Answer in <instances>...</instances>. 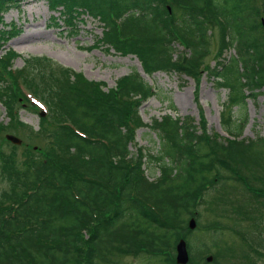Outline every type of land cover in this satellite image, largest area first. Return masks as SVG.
<instances>
[{
    "label": "trees",
    "instance_id": "trees-1",
    "mask_svg": "<svg viewBox=\"0 0 264 264\" xmlns=\"http://www.w3.org/2000/svg\"><path fill=\"white\" fill-rule=\"evenodd\" d=\"M24 1L0 0V46L17 33L2 29L3 14ZM45 1L69 30L80 15L97 19L98 43L135 55L147 75L175 72L198 81L208 26L216 27L221 46L234 53L204 71L228 89L220 115L228 137L207 133L203 117L196 124L190 116L165 113L148 126L158 137L157 152L146 146L131 151L136 129L147 125L137 105L153 94L152 86L133 71L104 91L101 83L62 68L53 85L43 88L53 112L42 118L41 128L51 137L46 148L20 157L0 148V179L7 185L0 190V264H114L117 255L138 251L163 253L166 264H176L169 257L180 237L187 241V264L195 255L207 264L208 248L189 236L201 229L196 207L209 187L235 214L242 212L226 195L228 181L239 186L246 206L264 208V135L239 138L247 114L237 118L232 110H245L246 98L264 86V0L259 6L255 0ZM177 41L184 51L175 53ZM7 60L0 57L19 90L27 69L17 79ZM0 101L13 104L3 94ZM149 163L158 170L153 180L146 174ZM189 216L196 220L192 230ZM249 217L257 226L259 217Z\"/></svg>",
    "mask_w": 264,
    "mask_h": 264
},
{
    "label": "rangeland",
    "instance_id": "rangeland-1",
    "mask_svg": "<svg viewBox=\"0 0 264 264\" xmlns=\"http://www.w3.org/2000/svg\"><path fill=\"white\" fill-rule=\"evenodd\" d=\"M255 4L259 6V0H255ZM56 16L58 12L50 10L45 0H25L17 9H10L3 14L2 29L14 28L17 33L2 43L0 57L7 56L10 69L17 71V79L23 73L26 76L24 83L18 80V90L13 78L0 62V78L4 83L0 89H5V93L0 90V94L5 99L10 98L13 103L7 105L5 101H0V123L3 126L0 148L3 151H15L20 157L26 151L36 155L37 151L46 148L51 137L49 139L47 132L41 128L46 126L42 118L49 120L53 112L45 104L44 89L53 85L52 76H61L62 68L80 72L87 80L101 83L104 91L114 88L120 77L133 71H137L152 86L153 94L141 98L137 105L141 120L147 125L136 129L131 151H135L138 146H146L154 154L157 152L158 137L148 126L153 118L159 119L165 113L182 118L190 116L196 124L203 117L207 133L228 137L220 118L223 104L228 100V89L218 86L204 71L222 56L234 53L231 47L227 49L221 46L216 27L208 26V54L201 66L204 70L199 73V80L195 81L194 77L175 72L156 71L151 75L145 74L135 55H122L98 43L101 24L87 14L80 15L71 30ZM175 48V53L185 50L179 41L175 43ZM22 68L27 70L24 72ZM256 92V96L246 98L245 110L240 111L237 106L232 108L235 110L234 117H240L244 111L247 114L239 138L248 140L264 135V86L256 89ZM171 104L175 106V111L171 110ZM41 111L44 115L40 114ZM6 135L18 138L21 142L16 144L7 139ZM146 174L153 180L158 176V170L149 163ZM2 186L7 187L0 179V190ZM226 191L233 205L242 213L235 214L226 201L222 202L221 194L213 186L209 187L196 207L200 214L198 221L201 229L193 231L189 240L208 248L209 252H205L203 258L211 255L212 259L207 264H264V208L258 206L261 210L259 212L255 210L256 206H246L241 189L233 182H227ZM250 212L253 217H259L256 219L257 226L248 218ZM191 217L187 218V223ZM213 225H217L218 229H214ZM215 254L217 259L211 263ZM194 257L193 264H201L198 263L201 257ZM165 258L168 257L163 253L154 255L148 251H138L117 255L114 264H166ZM169 258H173L176 263L175 254Z\"/></svg>",
    "mask_w": 264,
    "mask_h": 264
},
{
    "label": "water",
    "instance_id": "water-1",
    "mask_svg": "<svg viewBox=\"0 0 264 264\" xmlns=\"http://www.w3.org/2000/svg\"><path fill=\"white\" fill-rule=\"evenodd\" d=\"M40 114L44 115V112H40ZM6 138L14 141L16 144H19L21 142L20 139L15 138L11 135H6ZM187 224H188L189 229H194L196 225V221L194 217H191L188 220ZM205 259L206 261H210L212 259V256L209 255ZM188 260H189V253L187 249V243H186V240L181 237L177 240L175 244V262L176 264H186Z\"/></svg>",
    "mask_w": 264,
    "mask_h": 264
}]
</instances>
